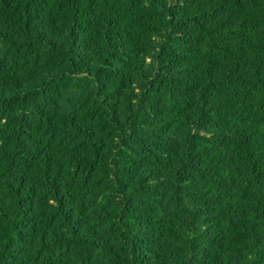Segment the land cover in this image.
Instances as JSON below:
<instances>
[{
	"label": "trees",
	"instance_id": "1",
	"mask_svg": "<svg viewBox=\"0 0 264 264\" xmlns=\"http://www.w3.org/2000/svg\"><path fill=\"white\" fill-rule=\"evenodd\" d=\"M0 264H264V0H0Z\"/></svg>",
	"mask_w": 264,
	"mask_h": 264
}]
</instances>
